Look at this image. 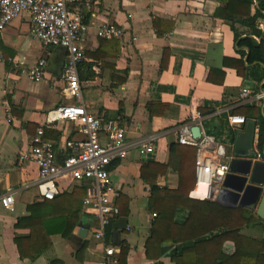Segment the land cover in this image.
I'll use <instances>...</instances> for the list:
<instances>
[{
  "label": "crops",
  "instance_id": "crops-1",
  "mask_svg": "<svg viewBox=\"0 0 264 264\" xmlns=\"http://www.w3.org/2000/svg\"><path fill=\"white\" fill-rule=\"evenodd\" d=\"M224 6L220 0H91L89 8L79 6L88 26L81 42L84 59L78 67L81 103L89 114L114 120L125 130L127 157L109 166L114 190L111 199L118 215L107 225V237L103 229V242L95 240L100 227L84 210L86 187L59 179V194H69L74 188L85 190L80 213L71 235H51L50 248L33 261L20 258L14 239L27 238L29 230L15 225L18 218L28 215L29 205L44 200L36 186V166L19 162L18 156L29 147L39 126H43L46 140L80 139L81 135L75 123H45L48 112L71 103L61 94L66 51L60 47L44 48L34 39L27 12L8 23L0 36V193L13 194L14 211H6L0 205V264H100L104 246L113 248L117 262L123 243L128 248L124 264H172L168 252L156 261L148 259L145 241L155 218L148 209L151 187L179 193V159L169 153V147L178 144V126L199 112L204 131L231 156L234 134L248 120L231 126L228 116H243L249 107L258 108L263 115L264 100L254 99L256 93L264 91L260 89L262 82L249 75L241 77L235 70L239 62L247 71L255 68L254 64H247L245 55L238 54L241 49L234 41L230 22L221 18ZM254 12L255 4L251 15ZM258 23L264 33V19H258ZM103 24L120 28L121 38H96L95 30ZM235 28L242 38L251 37L244 27ZM40 59L45 61L42 80L32 82L24 71ZM257 67L259 73L262 66ZM212 69L215 74L208 79ZM243 88L251 92L248 102L240 101ZM233 110L239 113L232 114ZM249 121L256 123L253 150L263 157L264 148L257 147V122ZM150 138H155L153 153L140 155L139 146ZM193 149L190 147L184 158V174L190 180L194 178L188 197L201 200L203 188L195 186ZM256 161L264 162V157ZM257 219L264 227V220ZM80 229L86 230L84 238L78 236ZM240 233L255 239L264 237V230L254 227ZM235 247L224 245L231 252Z\"/></svg>",
  "mask_w": 264,
  "mask_h": 264
},
{
  "label": "built area",
  "instance_id": "built-area-1",
  "mask_svg": "<svg viewBox=\"0 0 264 264\" xmlns=\"http://www.w3.org/2000/svg\"><path fill=\"white\" fill-rule=\"evenodd\" d=\"M91 0H0V36L10 21L22 12L30 15L32 36L44 48L60 47L66 51V63L63 71L65 86L62 97L71 101L48 112L46 124L75 123L80 139L62 138L58 141L46 140L44 128L39 126L31 137L29 147L20 153L18 161L30 162L38 171L36 186L42 200H53L59 194V179H69L83 184L87 194L83 199L84 210L99 223L94 238L103 242L104 226L118 215V209L112 202L114 190L109 173L112 162L122 161L127 157L125 130L114 120H103L89 114L81 103L78 67L83 61L81 42L88 26L80 7L89 8ZM99 39H119L122 30L112 24H103L95 30ZM135 40V39H134ZM3 61L0 54V62ZM45 61L38 60L24 75L32 82L42 80ZM251 92L243 88L239 98L242 102L250 101ZM256 101L264 100V91L254 95ZM200 113L196 112L189 122L177 128V143L195 150L194 173L195 186L203 188L201 200L216 201L221 184L228 173L230 156L225 154L215 138L207 134L200 122ZM229 125H242L246 120L242 116L230 115ZM199 128V138H194L192 128ZM143 143L138 148L140 155L152 154L153 141ZM61 154V157L59 158ZM264 157V151H263ZM255 153L254 160L263 158ZM227 160V161H226ZM0 205L9 212L14 211V196L0 193ZM155 217V214L152 215ZM114 250L103 247V259L100 264H116Z\"/></svg>",
  "mask_w": 264,
  "mask_h": 264
},
{
  "label": "trees",
  "instance_id": "trees-1",
  "mask_svg": "<svg viewBox=\"0 0 264 264\" xmlns=\"http://www.w3.org/2000/svg\"><path fill=\"white\" fill-rule=\"evenodd\" d=\"M220 1L225 4L221 18L230 22L234 41L241 49L238 54L240 57L245 55L247 64H254L255 68L247 71L239 62L235 65L236 72L241 77L249 75L250 79L262 82L260 89H264V33L258 28V19H264V0ZM254 4L255 12L251 15V6ZM235 25L247 29L251 37L242 38ZM253 37L260 38L259 42H256ZM226 61V59L223 60L224 65ZM257 66H262L259 73H257ZM213 73L215 74V70H210L208 79ZM248 109L250 111L247 110V114L245 113L242 117L245 120L257 122V147L262 150L264 148V107L263 115H260L258 108L249 107ZM235 113H239V110L232 111V114ZM169 148V153L176 154L179 159L176 167L179 193H168L165 188L158 186L151 187L148 209L155 214V218L145 241L146 257L156 261L168 252L167 256L172 264H264V237L255 239L240 233L247 227L263 231L262 222L244 208H226L216 201L190 199L188 195L193 187L194 178L190 180L189 176L184 174V158L187 157L190 147L176 144ZM84 195L83 188H74L69 194H57L53 200L29 205L28 215L18 218L15 225L16 228L22 227L29 230L27 238L14 239L20 258L30 261L38 258L50 248L51 235L70 236L74 220L80 213L79 205ZM107 225L104 228L106 237L110 234ZM225 244L236 247L231 252L224 248ZM127 251V245L121 244L116 264L125 263ZM50 264L61 263L53 261Z\"/></svg>",
  "mask_w": 264,
  "mask_h": 264
},
{
  "label": "water",
  "instance_id": "water-1",
  "mask_svg": "<svg viewBox=\"0 0 264 264\" xmlns=\"http://www.w3.org/2000/svg\"><path fill=\"white\" fill-rule=\"evenodd\" d=\"M256 123L247 121L244 128L235 132L234 145L228 161V173L224 177L216 202L227 208H244L254 211L264 220V162L254 160V130ZM194 138H199V128L193 127ZM86 230L78 236L84 238ZM115 239L117 235L115 233Z\"/></svg>",
  "mask_w": 264,
  "mask_h": 264
},
{
  "label": "rangeland",
  "instance_id": "rangeland-1",
  "mask_svg": "<svg viewBox=\"0 0 264 264\" xmlns=\"http://www.w3.org/2000/svg\"><path fill=\"white\" fill-rule=\"evenodd\" d=\"M260 231H262V230H260Z\"/></svg>",
  "mask_w": 264,
  "mask_h": 264
}]
</instances>
